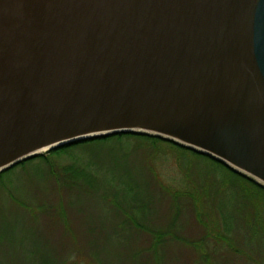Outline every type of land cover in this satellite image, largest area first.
Returning a JSON list of instances; mask_svg holds the SVG:
<instances>
[{"label": "water", "instance_id": "1", "mask_svg": "<svg viewBox=\"0 0 264 264\" xmlns=\"http://www.w3.org/2000/svg\"><path fill=\"white\" fill-rule=\"evenodd\" d=\"M117 133L264 187V0H0V172Z\"/></svg>", "mask_w": 264, "mask_h": 264}, {"label": "trees", "instance_id": "2", "mask_svg": "<svg viewBox=\"0 0 264 264\" xmlns=\"http://www.w3.org/2000/svg\"><path fill=\"white\" fill-rule=\"evenodd\" d=\"M128 139L151 148L143 171L132 162ZM75 148L88 157L55 161ZM160 151L174 155L176 186L155 174V164H165ZM16 169L31 171L30 190L14 185ZM164 200L171 214L162 229L155 216ZM79 211L85 216L74 217ZM181 212L193 213L204 229L199 240L182 242L192 264H219L218 253L225 262L264 264V187L207 155L143 133L80 140L1 171L0 264H111L106 257L120 256L122 248H130L131 264H164L174 233L181 235L175 223ZM173 222L176 231L169 229Z\"/></svg>", "mask_w": 264, "mask_h": 264}, {"label": "rangeland", "instance_id": "3", "mask_svg": "<svg viewBox=\"0 0 264 264\" xmlns=\"http://www.w3.org/2000/svg\"><path fill=\"white\" fill-rule=\"evenodd\" d=\"M128 147H126L127 149H129L130 153H131V158H132V162H134L133 164H135V166L137 164H141V169L143 171L144 168V164H146L147 162L145 161L146 157H147V150L151 149L150 147H145L143 145H139L138 142H136V140L134 139H128L127 142ZM88 151V150H87ZM87 151L83 150V149H72V151H69L68 153H70L71 155L65 154L62 155L58 158H55L53 160H55L56 162L60 163V164H67L69 162H71L73 159H85L88 157L87 155ZM105 149H99L98 152H100V154L102 152H104ZM46 151H41V153H45ZM157 154H159L165 164L161 166L159 164H155V174L156 176L159 178V181H161L164 185H178L179 184V180H178V174H174V170H173V159L172 158L174 155L172 154V152L169 151H160L157 152ZM170 154V155H169ZM171 155H173L171 157ZM105 158V157H104ZM169 158L170 162H167V159ZM146 162V163H145ZM167 162V163H166ZM150 166V163H147ZM172 165V168H171ZM146 167V165H145ZM173 170V172H172ZM16 171H18L19 177H17L14 181V185H16L17 187L23 189V190H30L31 187H29V183H31V171H28V173H26L25 175L21 174L20 169H16ZM143 176H145L143 173H141ZM178 177V178H177ZM34 178V177H33ZM157 178V179H158ZM228 201V203H233L230 199H226ZM215 201V200H213ZM160 207L162 209L159 208V212L157 214V216H155V218L157 219L158 222V228H164L165 226L163 225V223L166 222L167 216L170 213L168 211V209H166V205H165V200L161 202ZM94 211V210H93ZM82 211H79L77 214L75 213L74 217H84L85 214L84 212H82V214H80ZM169 212V213H168ZM195 213V210L193 211ZM173 213V212H172ZM80 214V215H79ZM171 214V213H170ZM193 214V213H192ZM191 213L188 214V212H181L178 214V216L175 217V223L177 221H179L180 223V230L179 231L181 235H178V233H174V239L173 242L169 245L168 250H166L165 252V257H164V264H192V255L190 253V251L188 250L187 246H185L182 242H192L193 240H199L200 237L202 236V233H204V229L202 228V223L197 221L196 218H193L194 215H192ZM77 220V219H75ZM77 222V221H76ZM174 223V222H173ZM175 223L172 224L171 226H169L170 231H176L175 229L178 226H175ZM78 224V223H77ZM79 227L80 224L76 225V227ZM156 225H154L155 227ZM165 229V228H164ZM100 233V232H99ZM240 233H242V231L240 230ZM101 245H103L100 242ZM189 244V243H188ZM190 245V244H189ZM137 245H134L133 248H136ZM121 253L120 256L119 254L117 255H110L106 257H104V259L106 261H108L109 263H114V264H131V261L129 260L130 258L128 257L129 255V250L130 248H122L121 249ZM120 252V251H118ZM221 259L219 262V264H242L243 260L235 258V259H230L228 261H224L223 260V253L222 256H220V254L218 253V255ZM219 260V258H218ZM194 262V261H193ZM246 264V262H245ZM257 264V263H256ZM263 264V263H262Z\"/></svg>", "mask_w": 264, "mask_h": 264}]
</instances>
